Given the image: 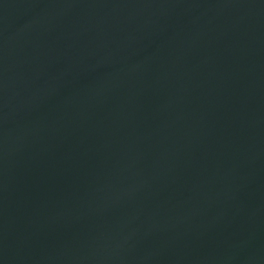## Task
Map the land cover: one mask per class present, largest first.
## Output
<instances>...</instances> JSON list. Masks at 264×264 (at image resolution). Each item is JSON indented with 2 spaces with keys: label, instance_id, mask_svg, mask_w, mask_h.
I'll return each mask as SVG.
<instances>
[{
  "label": "water",
  "instance_id": "water-1",
  "mask_svg": "<svg viewBox=\"0 0 264 264\" xmlns=\"http://www.w3.org/2000/svg\"><path fill=\"white\" fill-rule=\"evenodd\" d=\"M0 264H264V0H0Z\"/></svg>",
  "mask_w": 264,
  "mask_h": 264
}]
</instances>
